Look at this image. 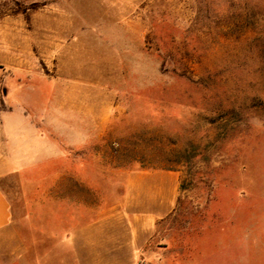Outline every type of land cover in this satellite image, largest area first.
Segmentation results:
<instances>
[{
	"label": "rangeland",
	"instance_id": "rangeland-1",
	"mask_svg": "<svg viewBox=\"0 0 264 264\" xmlns=\"http://www.w3.org/2000/svg\"><path fill=\"white\" fill-rule=\"evenodd\" d=\"M11 122L39 138L30 170ZM139 170L178 184L159 264H264V0H0V186L21 238L74 180L98 206Z\"/></svg>",
	"mask_w": 264,
	"mask_h": 264
},
{
	"label": "crops",
	"instance_id": "crops-1",
	"mask_svg": "<svg viewBox=\"0 0 264 264\" xmlns=\"http://www.w3.org/2000/svg\"><path fill=\"white\" fill-rule=\"evenodd\" d=\"M61 26L70 25L63 22ZM8 131L20 139L13 143L15 152L22 148L14 155V162H25L23 166L28 169L32 158L28 163L24 157L38 154L37 147L32 146L38 142L37 134L31 127L21 132L12 122ZM39 155L35 166L43 163L41 152ZM72 183L79 187L77 195L65 201L57 193L55 206L41 202L39 227L30 225L22 238L15 228L16 214L0 186V264H159V246L154 249L152 244L159 237V221L175 205V175L157 170L128 173L125 180L111 184L119 189L111 195L113 202L98 206L93 183L79 179ZM80 186L88 198L91 192L92 202L81 200ZM215 232L219 240L223 231ZM217 258L223 260V254L217 253ZM222 260L215 264H223Z\"/></svg>",
	"mask_w": 264,
	"mask_h": 264
}]
</instances>
